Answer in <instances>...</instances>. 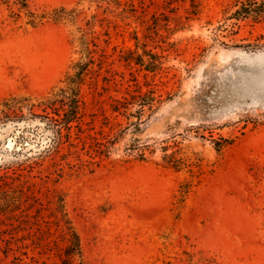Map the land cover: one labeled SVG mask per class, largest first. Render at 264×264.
<instances>
[{"label": "rangeland", "instance_id": "374dc122", "mask_svg": "<svg viewBox=\"0 0 264 264\" xmlns=\"http://www.w3.org/2000/svg\"><path fill=\"white\" fill-rule=\"evenodd\" d=\"M243 2L257 12L234 16ZM263 6L0 0V109L22 100L19 124L37 137L23 146L13 117L0 121V264H61L34 243V214L48 213L57 194L83 264H264ZM79 29L95 59L82 87L83 131H73L77 145L35 153L50 146L44 121L57 115L33 114L29 102L73 71ZM135 57L159 64L147 69ZM149 91L140 122L130 115L137 104L112 110Z\"/></svg>", "mask_w": 264, "mask_h": 264}, {"label": "trees", "instance_id": "16d2710c", "mask_svg": "<svg viewBox=\"0 0 264 264\" xmlns=\"http://www.w3.org/2000/svg\"><path fill=\"white\" fill-rule=\"evenodd\" d=\"M256 8V7H255ZM61 10L63 12L69 13L70 16H74L75 10H67L63 7ZM257 9H253L251 5H248V2H243L241 8L236 9L233 13L237 18H241L243 16H247L251 14L252 11H256ZM264 10V6L259 9ZM71 11V12H70ZM34 17H38L35 13H32ZM64 15H62L63 17ZM80 36H78V40L81 46L80 52L83 54L80 59L74 61L70 68L73 71L68 70L64 79H62V85L55 86L47 95L43 96L41 99H36V101L29 102L30 111L33 114V108L40 107L46 113L52 112L57 115V118L54 116H50V122L44 121L45 130H52L54 132L52 136V142L50 146L42 149L36 150L35 153H42L51 146L53 148L62 147V145H68L69 147L73 145H77L75 141V136L73 137V131L75 128L77 129L76 133L83 131L81 129L80 119L83 112V100H82V87L85 82L87 71L89 70V66L95 62L93 57V50L90 46V41L87 38V32L83 29H79ZM137 63L144 65L145 68L154 70L159 62L157 61H145L142 57H135ZM149 93H131V97H125L124 100H120L118 103H115L112 106V110L122 113L126 112L129 108L131 109V104L139 105L138 108L133 109L130 112V115L137 116L138 120L142 119L140 111L146 105L151 106L153 99V95ZM24 102L22 100H17L16 96H12L10 98L4 99L1 104L2 108L0 109V121L4 118V123L6 119L15 120V125L19 126L22 129L16 135V141H19L23 144V146L27 143L29 139H36V135L31 136L30 134H26L24 131L27 127V124L21 126L19 121L22 119H26L23 113H21L22 107H24ZM42 118L46 115L39 114ZM55 121V122H54ZM76 124H75V123ZM136 125L140 127V123L136 122ZM41 125H35V129H39ZM79 131V132H78ZM77 138H81V135L76 136ZM83 138H90V142H94V136L89 134ZM88 142L86 139L84 143ZM52 148V149H53ZM34 149H30L32 151ZM99 158V160L103 159V154L101 152L95 153L93 158ZM55 206L49 210L48 213L43 214L41 210L35 212V224L37 236L34 241L36 246L39 247V250L42 252H48L50 256H57L61 264H83L82 257V243L80 234L74 224V220L70 216V213L66 207V202L64 195L57 194L55 199ZM9 247V245H7Z\"/></svg>", "mask_w": 264, "mask_h": 264}]
</instances>
